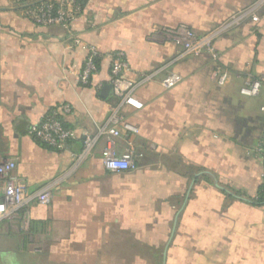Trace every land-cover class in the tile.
Instances as JSON below:
<instances>
[{"label": "crops", "instance_id": "obj_1", "mask_svg": "<svg viewBox=\"0 0 264 264\" xmlns=\"http://www.w3.org/2000/svg\"><path fill=\"white\" fill-rule=\"evenodd\" d=\"M36 1L0 0V158L52 199L1 220L0 264H264V204L251 201L264 170V0H82L68 27L34 23ZM179 26L213 36L223 86L207 53H184L169 35ZM90 45L99 66L83 86ZM115 51L140 109L100 94ZM171 72L182 80L165 88ZM254 79L258 93L241 94ZM63 102L75 137L53 149L28 129ZM114 106L137 128L117 150L143 153L124 172L100 159ZM84 132L99 137L81 156Z\"/></svg>", "mask_w": 264, "mask_h": 264}, {"label": "built area", "instance_id": "obj_2", "mask_svg": "<svg viewBox=\"0 0 264 264\" xmlns=\"http://www.w3.org/2000/svg\"><path fill=\"white\" fill-rule=\"evenodd\" d=\"M81 9L82 7L77 0H45L36 5H30L27 12L34 23L40 25L55 23L68 27L79 15ZM251 18L257 20V15L251 14ZM168 33L182 42L184 53L205 52L213 60L218 59L212 42V35L197 36L185 26L169 30ZM75 41L78 42L76 39ZM99 56L98 49L94 45H90L78 75L79 84L83 86L92 84V77L98 70L96 59ZM128 68V61L124 52L115 51L111 54L110 90L112 95L119 100V106L127 104L135 109H140L143 104L134 94L136 84L124 77V72ZM229 76L230 74L225 68L215 65L214 80L218 86H223L228 81ZM145 79L147 76L144 77ZM181 80L182 76L179 73L171 72L161 78V84L165 88H171ZM259 87L260 81L258 79L247 80L241 86L240 93L255 95L258 93ZM70 112L69 103L58 104L43 114L38 122L32 124L28 133L50 148L64 149L75 137L73 129L66 126L63 117ZM122 131L136 132L137 128L126 121L118 112V107L114 106L108 117L105 145L100 153L103 166L112 172H124L133 169L136 160L143 156L141 151L131 146L121 151L117 150L115 140ZM98 137V134L88 132L82 134L81 156L89 155L92 152ZM260 156L264 162V144L260 147ZM15 167L16 163L12 158H0V222L2 219L14 221L19 210L32 202L46 205L52 199V191L48 186L31 191L28 185L16 174Z\"/></svg>", "mask_w": 264, "mask_h": 264}, {"label": "trees", "instance_id": "obj_3", "mask_svg": "<svg viewBox=\"0 0 264 264\" xmlns=\"http://www.w3.org/2000/svg\"><path fill=\"white\" fill-rule=\"evenodd\" d=\"M42 1H45V0H38V1H36V2H33V3H31L30 5L31 6H33V5H36V4H38V3H40V2H42ZM77 2L80 4V6L82 7V5H83V1L82 0H77ZM29 5V6H30ZM197 36H200V35H197ZM212 42H213V40H212ZM213 45H214V43H213ZM215 47V46H214ZM211 58V57H210ZM212 59V58H211ZM212 61L214 62V64L215 65H219V66H221L222 67V65L219 63V60L217 59V60H213L212 59ZM96 63H97V65L99 66V58H97L96 59ZM224 68V67H223ZM66 124V123H65ZM66 126H68L67 124H66ZM68 127H70V126H68ZM73 140V139H72ZM43 144V143H42ZM45 145V144H44ZM263 164H264V162H263ZM253 203H255V204H264V176L262 177V181H261V184L259 185V187H258V189H257V192H256V194H255V197L254 198H252V200H251Z\"/></svg>", "mask_w": 264, "mask_h": 264}, {"label": "water", "instance_id": "obj_4", "mask_svg": "<svg viewBox=\"0 0 264 264\" xmlns=\"http://www.w3.org/2000/svg\"><path fill=\"white\" fill-rule=\"evenodd\" d=\"M110 88H111V85L110 84H105L102 89H101V96L102 97H107L108 96V93L110 91Z\"/></svg>", "mask_w": 264, "mask_h": 264}, {"label": "rangeland", "instance_id": "obj_5", "mask_svg": "<svg viewBox=\"0 0 264 264\" xmlns=\"http://www.w3.org/2000/svg\"><path fill=\"white\" fill-rule=\"evenodd\" d=\"M197 35V34H196ZM202 35H204V34H202ZM200 36H201V34H200ZM125 54V53H124Z\"/></svg>", "mask_w": 264, "mask_h": 264}]
</instances>
